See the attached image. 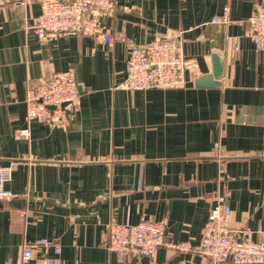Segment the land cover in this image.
<instances>
[{
  "label": "crops",
  "instance_id": "0c3cea01",
  "mask_svg": "<svg viewBox=\"0 0 264 264\" xmlns=\"http://www.w3.org/2000/svg\"><path fill=\"white\" fill-rule=\"evenodd\" d=\"M101 20L113 36L39 39V0H0V165H13L0 202V264H21L39 240L62 248L63 264H210L197 252L214 206L230 226L264 239V49L248 19L264 0H119ZM230 10L231 23H212ZM176 38L190 62L184 89L127 90L129 44ZM224 61L217 87H198ZM73 70L80 105L65 125L28 122L27 91ZM22 130L27 135L21 136ZM164 222L152 256L108 247L111 222ZM53 256L37 248L35 258ZM231 264V263H228Z\"/></svg>",
  "mask_w": 264,
  "mask_h": 264
},
{
  "label": "built area",
  "instance_id": "2783aa9c",
  "mask_svg": "<svg viewBox=\"0 0 264 264\" xmlns=\"http://www.w3.org/2000/svg\"><path fill=\"white\" fill-rule=\"evenodd\" d=\"M15 4H29L32 0H11ZM40 14L33 26L39 39L81 34L99 37L111 43L113 36L101 20L118 11L119 0H39ZM250 38L259 50L264 49V6L248 19ZM212 23L230 24V10L213 18ZM187 60L178 39L161 38L149 45L129 44L126 78L122 84L127 90L184 89L188 86ZM81 94L73 70L54 74L49 80L27 91L28 122L40 120L51 125H65L80 105ZM27 135L22 130L21 136ZM13 165H0V202L14 198L6 185L13 178ZM232 210L221 199L211 210L196 252L210 264H264V239L255 241L249 228L234 230L230 226ZM188 251V244H174L167 240L164 222L143 217L137 224L111 222L108 225V249L119 255L135 257L154 256L161 247ZM37 248L53 250V256L35 258ZM61 246L55 241L39 240L24 248L21 264H63Z\"/></svg>",
  "mask_w": 264,
  "mask_h": 264
},
{
  "label": "water",
  "instance_id": "95a60500",
  "mask_svg": "<svg viewBox=\"0 0 264 264\" xmlns=\"http://www.w3.org/2000/svg\"><path fill=\"white\" fill-rule=\"evenodd\" d=\"M214 68L212 74H207L196 79L195 83L198 87H217L220 85V79L224 73V61L220 55L213 56Z\"/></svg>",
  "mask_w": 264,
  "mask_h": 264
}]
</instances>
